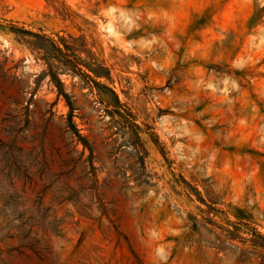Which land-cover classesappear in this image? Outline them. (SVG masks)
Wrapping results in <instances>:
<instances>
[{
    "label": "rangeland",
    "instance_id": "374dc122",
    "mask_svg": "<svg viewBox=\"0 0 264 264\" xmlns=\"http://www.w3.org/2000/svg\"><path fill=\"white\" fill-rule=\"evenodd\" d=\"M0 264H264V0H0Z\"/></svg>",
    "mask_w": 264,
    "mask_h": 264
}]
</instances>
